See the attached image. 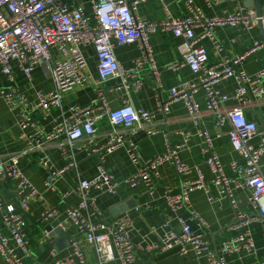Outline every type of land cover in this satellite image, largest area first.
I'll return each mask as SVG.
<instances>
[{
	"label": "built area",
	"instance_id": "obj_1",
	"mask_svg": "<svg viewBox=\"0 0 264 264\" xmlns=\"http://www.w3.org/2000/svg\"><path fill=\"white\" fill-rule=\"evenodd\" d=\"M81 1L83 3L71 5L67 0H0V64L3 72L13 80L11 61L17 60L24 73L31 78L36 66L42 64L50 70L55 82L54 90L37 92L35 103H31L17 87L0 86V96L19 115L23 128L35 125L33 113L36 110L41 109L49 114L53 109L62 108L66 93L88 84L97 87L91 105L69 106L67 113L64 112V116L56 121L51 132L39 128L35 134L26 138L29 144L38 147L42 139L59 138L63 134L67 136V141L61 143L64 155L71 159L67 167L56 169L46 156L40 158V163L48 170L45 182L48 190H56L58 180L71 168L78 167L75 156L77 150L85 149L90 156L94 153L98 155V174L91 178L80 177L75 188L62 195L66 198L74 192L79 198L78 204L68 206L65 210L59 207L47 208L42 213L41 220L45 223L60 220L59 226L68 239L70 252L58 258L54 264H94L90 260L96 264H110L113 261L118 264H138L142 254L148 255L175 247H179L183 255L193 251L198 257H206L210 264H226L227 254L242 250L256 252L250 224L260 217L264 222V173L261 169L264 129L248 117L246 109L254 100H262L264 104V68L249 74L241 66L249 55L264 46V42L256 41L246 52L226 56L216 64L209 62L208 50L201 42L204 39L211 40L215 51L221 53L225 47L217 38V27L240 25L250 29L260 22L264 27V11L259 15L256 9L239 5L234 12L210 17L193 0H186L189 15L174 16L165 5L167 18L154 22L144 20L137 14L138 5L146 0H89L93 18L85 14L84 4L87 0ZM223 1L205 0L208 6ZM200 28L202 31L197 33ZM158 31H170L183 39L179 46L182 59L169 64L168 68L179 70L189 67L196 76V80H187L171 88L168 99H164L161 94L163 83L150 43L151 34ZM136 41L140 44L141 56L133 67L126 68L117 58L116 47ZM87 46L94 47L97 53L98 81L87 73L88 62L82 50ZM54 49L59 50L63 57L56 56ZM146 66L151 68L157 79L161 111L168 113L170 105L177 100L185 102L190 118L204 138L203 152L208 154L207 163L214 174L213 185L230 199L237 210L236 220L232 225L237 232L223 241L219 251L213 250L204 234L194 232L190 222L182 217H178V229L168 223L166 225L170 228L158 242L143 246L132 239L134 222L127 212L106 217L98 205L99 194H117L122 185L135 187L143 184L149 196H154L158 188L159 168L170 162L183 181L179 194L166 191L169 206L176 212L189 210L191 221L200 227L206 225L201 214L193 208L190 194L198 188L209 193V188L199 169V178L188 177L192 169L180 158L181 146L168 148L163 154L144 159L139 145L132 139L144 127V122L154 119L152 112L136 109L125 97V93L129 95L142 88L141 69ZM230 78L236 82L235 91L232 94L222 93L217 87L218 83ZM115 79L120 81L115 89L121 92L123 101L119 107L112 108L106 97V88L108 82ZM199 91L204 92L207 107L215 115L216 125L222 127L229 122L232 126L231 144L245 160L243 164L232 162L236 177L226 174L219 155L213 151V137L204 127L203 113L195 97ZM231 99L236 100L237 104L226 108V102ZM104 116L109 119L114 132L102 147L90 151L87 146L94 143L98 135L97 122ZM258 135L261 136V141L254 145L251 141ZM80 141L85 143L79 145ZM122 146L127 148L137 170L129 178L118 181L106 165V156ZM25 154L27 151L6 159L0 153V184L8 179L16 182L15 194L23 208L22 212H18L15 204L3 205L0 202L3 214L0 253L8 264H28L27 260L32 254L27 233V212L32 203L45 201L44 193L33 184L20 166ZM234 186L249 192V200L257 216L240 210ZM209 199L214 200V196L210 195ZM134 208L139 209L140 206ZM64 214L65 218H61ZM72 226H75V232L71 230ZM47 234L49 237L50 232ZM88 251L94 252L93 259H90ZM52 253L58 254L55 245ZM256 264H264V260H258Z\"/></svg>",
	"mask_w": 264,
	"mask_h": 264
},
{
	"label": "crops",
	"instance_id": "obj_2",
	"mask_svg": "<svg viewBox=\"0 0 264 264\" xmlns=\"http://www.w3.org/2000/svg\"><path fill=\"white\" fill-rule=\"evenodd\" d=\"M71 5L83 3L81 0H67ZM207 16H221L226 13L234 12L239 5L246 8H257L260 4L264 11V0H224L214 6H208L205 0H193ZM85 5V14L93 18L91 2L87 0ZM168 10L174 16H187L190 10L186 0H146L138 5L137 14L144 20L159 22L167 18ZM202 29H197L200 33ZM218 40L224 45L225 50L221 53L215 51L211 40L204 39L201 43L206 47L209 53V62L216 64L222 58L231 55H238L246 52L256 42H264V27L257 25L247 29L240 25H226L216 28ZM183 39L175 36L170 31H158L151 34L150 43L153 48L154 58L159 70V77L163 83L161 94L164 99H168L169 90L179 86L187 80H196V76L189 67H183L179 70L168 68V65L176 60H181L179 46ZM87 59V73L95 81L99 80L98 57L92 46L82 48ZM116 55L121 64L126 68L135 65L136 60L141 56L139 42H133L116 47ZM58 57H63L57 49L53 50ZM13 70V80L3 72L0 64V86L17 87L19 92L23 93L31 103L37 101V92H49L55 89V82L50 74V70L45 65H37L29 78L21 68L17 60L11 61ZM249 74H254L264 68V46L253 52L247 57L241 66ZM143 79L142 88L139 91H132L125 97L138 110H147L154 114L152 121L144 122V127L132 136V139L139 145L141 155L144 159L155 157L167 152L168 148L181 146L179 155L182 161L187 163L192 173L188 175L191 179L199 178L198 169L202 172L203 178L209 188V193L205 189H196L190 194L193 208L196 209L206 222L205 226L200 227L196 222L191 221V213L187 209L174 211L169 206L165 197L166 191L172 194H179L182 190L183 178L178 174L172 163L167 162L160 166V176L157 180V191L154 196H149L147 188L140 184L135 187L122 185L117 194L102 193L98 195V205L106 217H113L112 208L129 199H134L139 209L131 208L127 211L134 222L132 239L134 242L147 246L158 242L160 237L165 234L169 226L179 228V218L182 217L190 222L192 230L196 233H203L206 240L210 242L213 250L219 251L223 241L234 235L237 231L232 228L236 220L237 210L232 205L230 199L223 196L216 186L213 185L214 174L207 163L208 154L203 152L205 146L204 138L198 133V127L189 116L188 108L183 100H177L170 105L168 113L160 110L158 104L157 79L150 67L141 69ZM119 79L111 80L107 84L106 97L112 108L121 105L122 94L115 89ZM218 89L222 93L232 94L236 88V82L233 78L222 80L218 83ZM97 87L94 84H88L77 87L75 90L66 93L62 108L53 109L51 113H45L38 109L33 113L35 125L23 128L20 125V117L16 111L12 110L5 99L0 96V153L6 158L12 155L27 151L21 158L20 166L45 196V201L32 203L27 212L28 228L27 233L30 242L31 257L27 260L28 264H54L60 257L67 255L69 246L60 248V235H49L46 229L48 223L41 220L42 213L47 208L59 207L65 210L68 206H76L79 202L78 196L71 192L66 198L62 195L75 188L80 177L91 178L98 174L97 163L98 155H88L85 149L76 151L77 168H71L64 176L58 180L56 190H48L45 182L48 170L40 163V158L46 156L56 169H63L71 163V159L66 158L61 148V143L67 141V136L62 135L59 138L42 139L40 146L29 144L28 137L42 128L45 132H51L56 121L67 113L71 105L88 106L91 105L96 96ZM196 100L203 113L204 127L213 137V151L217 153L224 165L226 174L230 177H236L237 174L232 169V162L237 161L240 164L245 162L244 158L234 150L230 141L231 124L227 122L222 127L216 125L215 115L208 109L206 97L203 91H199ZM237 104L234 99L228 100L226 108H232ZM249 118L254 119L261 129H264V104L262 100H254L253 104L247 109ZM98 135L91 145L88 144V150L102 147L113 134L114 128L107 117H102L97 122ZM156 132H152V131ZM184 133V134H183ZM189 133L187 137L186 134ZM27 138V139H26ZM187 138V140H185ZM261 136L258 135L252 139L254 145H258ZM85 142L80 141L79 145ZM31 148V149H30ZM106 165L109 171L118 181L125 180L132 176L136 170V164L131 160L127 148L119 147L114 153L106 156ZM262 172L264 173V155L262 157ZM234 193L240 201V210L244 213L257 216L249 200V192L234 186ZM16 182L14 180H3L0 184V202L3 205L15 204L18 212H22L16 197ZM214 196L210 200L209 196ZM123 214V213H122ZM0 210V230L3 227V216ZM121 215V214H120ZM65 214L61 218H65ZM260 217V216H259ZM263 219L260 217L250 224L253 238L256 244V252L249 253L246 250L234 252L225 256L226 264H256L258 260H264V234ZM75 232V226L71 227ZM57 247V253H52V247ZM90 259H93L94 252L88 251ZM151 260L153 264H210L206 257H198L193 251L188 254H181L180 248L175 247L165 251H155L148 255L142 254L138 264H145ZM96 264L95 261L90 260ZM0 264H8L7 260L0 253ZM110 264H118L113 261Z\"/></svg>",
	"mask_w": 264,
	"mask_h": 264
},
{
	"label": "water",
	"instance_id": "obj_3",
	"mask_svg": "<svg viewBox=\"0 0 264 264\" xmlns=\"http://www.w3.org/2000/svg\"><path fill=\"white\" fill-rule=\"evenodd\" d=\"M257 5V12L259 15H261L262 10H261V6L259 3L256 4ZM260 26H263L262 23H259ZM136 206V202L134 199H129L125 202H122L116 206H114L112 208V214L114 216H118L122 213H125L127 211H129L131 208H134ZM60 224V220H54L52 223L48 224L46 226L47 231H49L51 233V235L54 234H59L60 235V242H59V247L60 248H64L68 246V239L66 234L63 232L62 227L59 226ZM145 264H153V262L151 260H149V262H146Z\"/></svg>",
	"mask_w": 264,
	"mask_h": 264
}]
</instances>
